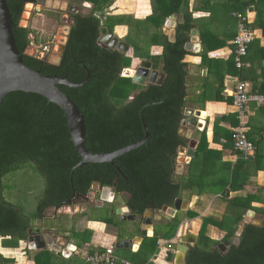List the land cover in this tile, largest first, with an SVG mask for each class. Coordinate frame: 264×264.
Returning <instances> with one entry per match:
<instances>
[{"label":"trees","instance_id":"obj_1","mask_svg":"<svg viewBox=\"0 0 264 264\" xmlns=\"http://www.w3.org/2000/svg\"><path fill=\"white\" fill-rule=\"evenodd\" d=\"M37 1L7 0L14 22L12 30L16 45L24 63L42 74L66 76L78 83L89 74L87 82L81 87H61L84 115L86 148L90 152L106 153L141 140L144 136L141 110L149 138L139 148L114 158L121 172L108 163H87L74 170L70 181V171L80 158L71 141L63 111L38 94L22 91L8 93L0 104V238L3 239L0 246L16 248L18 243H25L28 231L35 227L34 221L42 219L45 223L48 221V230L56 231L53 235L65 237L78 250L92 236L90 229L81 231L78 228L79 219L104 223L105 230L112 226L117 241L132 240L140 236L141 222L121 220L119 215L116 216L114 209L119 206L115 203L119 193L128 194L123 202L132 214L142 215L148 209L172 207L177 198L190 200L192 196H200L208 190L219 193L218 197L224 200L223 214L220 218L213 214L201 217L196 241L188 244L184 264H264V221L260 225L244 223L239 243L231 245L224 259L221 254L212 252V245L219 240L208 233V227L215 226L226 231L223 239L231 241L247 212L256 210L253 203L260 202L258 195L245 190V186L255 180L258 171L264 170V160L258 156L254 144L253 155L244 159L234 149L235 131L220 129L219 137L225 138L222 147L232 149L238 158L234 163L225 161L218 166L217 160L221 159L222 151L209 148L205 129L198 130V144L188 163V171L185 174L175 173L177 150L189 143L188 138L179 133L185 119L183 110L187 102L195 104L203 98L195 96L190 85L186 86L188 63L183 60L191 52L185 45L190 40L191 31L198 28L190 9V0H151L152 13L144 19L131 14L106 13L113 0H79L90 10L88 13L69 11L70 30L58 64L26 54L34 30L19 26V21L26 3ZM257 1L260 0L240 2V6ZM173 14H177V19L174 40L170 41L163 27L166 19ZM116 25L128 28L121 37L129 45L127 51L98 44L100 28L106 27L113 32ZM200 40L205 48L194 55L201 57L200 66L204 67L211 61L208 51L217 47L211 48L203 30H200ZM152 46H160L161 52L151 53L149 49ZM130 49L131 54L128 53ZM132 58L139 59L138 63L143 59L150 61L153 69L164 73L162 83L140 86L133 83L131 77L121 76L122 70L131 65ZM231 61L235 66L233 55ZM214 134L218 135L217 130ZM215 156L220 158L215 159ZM25 164L33 165L45 180L32 218L2 196L3 176ZM94 184L100 190L106 186L113 188V201L84 203L85 209L71 219L67 216L44 218L45 209L68 205L67 200L74 197L73 191L87 195ZM111 210L112 214H109ZM198 215L199 212L192 208L179 210L173 217L154 223L153 234L142 237L136 251H132L131 247H114V252L130 264H153L158 241L170 240L183 221ZM171 247L174 249L176 245ZM118 250H128L129 257L117 254ZM78 253L65 258L48 249L37 250L32 264H80L83 258L75 256ZM166 258L172 261V254L168 253ZM0 264H14V260L0 252ZM114 264L121 263L117 261Z\"/></svg>","mask_w":264,"mask_h":264},{"label":"crops","instance_id":"obj_2","mask_svg":"<svg viewBox=\"0 0 264 264\" xmlns=\"http://www.w3.org/2000/svg\"><path fill=\"white\" fill-rule=\"evenodd\" d=\"M245 1L247 0H190V9L198 24L196 30L198 31L200 52L205 48V45L202 44L200 40V30L205 31L207 43L211 48L217 47V49L208 51V57L211 58V61H208V66L204 67L200 66L201 57L194 55L196 53L192 50H190L191 54L184 57L183 61L188 63L187 68L189 73L186 86L190 85V90L194 92L195 96H203L201 101L195 104L191 101L187 102L186 107L200 110L199 119L202 121V130L205 129L209 148L222 151V155L220 156L221 159L217 160L218 166H220L221 162L225 161L234 163L238 158L232 153V149L222 147L225 143V138L223 136L219 137L221 133L219 131L220 129L235 131L239 126V120L236 117V111L233 105V97L231 96L235 85L240 81L246 82L248 84V89L253 93H260L264 82V1L260 0L257 1V3L252 2L245 7L240 6V2ZM106 13L131 14L136 18L144 19L152 13L151 0H113L112 5L106 9ZM238 14L245 19L244 24L245 26L247 24L246 28L252 34V40L248 44L247 54L244 57V65L240 69L236 68L231 61L235 49L233 39L238 33ZM46 18L50 19L47 16ZM27 19H29V17ZM32 29L34 30L33 33H39L38 38H40L41 44L46 45L49 43H43L45 39L44 36L47 35L46 32H48V26L43 24L41 27H32ZM164 29L165 27H163V32L168 35L169 29H166V32ZM120 30L126 34L128 28L126 25H116L113 30L114 35L118 37L123 36L124 34L121 35ZM33 33L31 38L34 37ZM34 41H36L35 38ZM151 48L157 50L151 52ZM151 48L149 49L151 53L161 52L160 46H152ZM190 96L194 95L191 94ZM236 120L237 125H235ZM243 120L244 130L248 140L254 144L258 156L262 157L264 160V107H257L254 103H250L246 107ZM185 126L186 129L188 128V134H186L188 136L187 138H190V162L198 144V130L200 131V129L188 124ZM215 130H217L218 135L214 134ZM187 157L188 156H184L183 160ZM220 157L215 156V159ZM198 171L199 170H197V172ZM256 188H263L262 191L264 190V170L258 171L255 180L245 186V189H248L249 192L252 193ZM218 196H220L219 193L205 190L200 196L194 195L190 200L182 198L183 202L186 201V206H182V210L188 209L186 208L187 205H190L192 208V205L197 203L198 198L202 199L207 197L211 199L207 200L208 202L204 204L202 211L199 210V215L197 217L186 219L180 224L179 233L183 228L187 229V226L190 224L193 228V230L190 231H194V233L191 232V234L197 237V232L201 224L202 212L209 213L208 211L213 209V202L218 199ZM125 197H128V195H125ZM253 205L264 206V201H261V203L254 202ZM194 210L198 212V210ZM82 211L83 209H81L80 212ZM148 211L151 212L150 210L146 212ZM146 212L144 216L148 218L149 215L146 214ZM152 220L154 221V217H152ZM94 223H96V225H94ZM77 225L81 231L86 228L90 229L92 231V236L89 242L80 247V252L75 256L82 259L91 250L93 253L96 251L100 252V249L103 250L110 246H113L114 249L117 239L113 234L106 232L104 223L79 219ZM213 228L220 231L217 227H212L211 229ZM209 230L208 227V231ZM152 234L153 230L149 236ZM58 237H56V239L61 241L62 237ZM181 241H183V238ZM139 242H141L140 238L137 237L134 241V247L131 246L132 251L138 249ZM67 243L70 242L67 241ZM73 245L77 248L75 244ZM157 262L169 264L163 261L161 257L157 259ZM17 264L20 263L18 262Z\"/></svg>","mask_w":264,"mask_h":264},{"label":"water","instance_id":"obj_3","mask_svg":"<svg viewBox=\"0 0 264 264\" xmlns=\"http://www.w3.org/2000/svg\"><path fill=\"white\" fill-rule=\"evenodd\" d=\"M40 3H43L44 0H38ZM177 15L173 14L168 17L164 23V31L169 29L168 38L170 41L174 40V28L176 25ZM14 22L12 20V15L7 4V0H0V104L3 102L4 97L14 91H22L26 93H34L43 96L49 102L56 104L64 113L67 126L69 129L71 141L75 147L76 152L79 155V162L73 166L70 171V181H72V175L75 169L82 167L87 163H108L113 165L119 172L120 168L115 164L114 158L122 155L132 149L139 148L146 140L149 138V130L146 123L142 117V110L140 111L142 126L144 130V136L141 140L134 144L123 146L117 150L106 153H94L90 152L85 146V118L78 106L74 101L66 95L61 87L76 88L83 86L88 78L82 82H72L66 76L58 75H45L42 74L39 70H34L28 67L24 61L22 54L20 53L17 45L16 39L13 34ZM101 36L98 40L100 46H105L110 49L117 48L121 51H127L129 45L122 41L120 38L107 30L106 27L100 28ZM185 48L187 50H192L195 53L200 52V43L198 38V31L193 29L190 33V40L186 43ZM139 63L135 74L132 76V82L145 86L148 84L160 85L164 79V73L160 70L153 69L152 63L146 59H143ZM81 63V62H80ZM187 111V112H186ZM185 112L187 115V124L202 130L199 116L200 110H194L191 107H186ZM181 150L188 151L189 156L185 159V162H189L190 159V149L186 147H179ZM179 157L177 158V160ZM182 161L184 162L183 158ZM126 178V177H125ZM127 180V178H126ZM262 189V188H260ZM74 197L70 200H67V204L77 203H88V195H83L78 192L73 191ZM115 196L114 189L111 187H102L100 192V199L103 202H112ZM182 198H177L174 201L172 207L163 206L161 211L166 213V217H173L177 211L182 210ZM113 210H111L112 212ZM116 215H119L121 220L142 221L140 236V241L142 237L149 236V231L153 230L152 217H145L142 215H135L130 212L126 205L117 206L114 209ZM250 211L247 213L249 214ZM247 214V215H248ZM249 216V215H248ZM245 221L248 222L245 218ZM137 237H134L132 240L116 241L115 248H130L134 247V241ZM196 237L188 240L187 243H195ZM56 242V243H55ZM67 243L65 238L60 240H55L52 235H43L41 230L38 228L30 229L29 235L27 237V248L29 250H42L47 247L54 248L57 251H61V245ZM140 243V242H139ZM184 244V245H183ZM177 245V251L175 255L174 264H183L185 259V254L187 251V246L185 243ZM68 247L74 249L73 244H68ZM182 247V248H180ZM66 252V249L63 250V253ZM179 252V257H178ZM177 257V258H176Z\"/></svg>","mask_w":264,"mask_h":264},{"label":"rangeland","instance_id":"obj_4","mask_svg":"<svg viewBox=\"0 0 264 264\" xmlns=\"http://www.w3.org/2000/svg\"><path fill=\"white\" fill-rule=\"evenodd\" d=\"M33 6L28 10V16L29 19H24L23 18V13L26 11V7L24 6V10L21 15V19L19 21V26L22 27H41L43 24L48 26V32L47 35H45V39L43 40V43L49 42L46 45L41 44L42 42L40 41L39 33H33L34 37L31 38V42L33 44H30L29 47L26 49V54L30 56H38V58L42 59L45 58L47 62L53 63V64H58L60 61L61 54L64 50V46L67 42V37L68 33L70 30V24H71V19L68 15L69 11H81L82 13H88L90 8L89 6L83 5L79 0H44L43 3H40L37 1V3L29 2ZM42 14V15H41ZM46 16L50 19H47ZM29 20V21H28ZM23 21L26 22V24H23ZM124 34L123 31L120 30ZM114 34V33H113ZM169 34V33H168ZM125 35V34H124ZM120 36V37H124ZM34 38L36 41H34ZM122 39V38H120ZM151 48V47H150ZM157 49H152L151 52L155 51ZM128 53H132V50L130 49ZM139 62L138 59H133L132 58V63L129 67L133 70V74H135V70L137 68V63ZM122 70L121 76L124 77H131L133 76H125L123 75L124 73L128 74L126 72V69ZM179 133L182 136H185L186 138L188 137L186 134H188V128L186 129L185 125H181L179 128ZM188 146H186V149H190V138H188ZM188 151L181 150L178 148L177 150V160L176 158V163H175V173L180 174L183 173L185 174L188 171V164H186L185 160L184 162L182 161V158L184 156H189L187 153ZM2 196L4 197L5 200L8 202L14 204L17 207H20L25 215H27L29 218H32L35 214L37 204L40 200V196L42 195L44 186H45V180L44 177L42 176L41 173H39L33 165L31 164H25L18 168L17 170H13L6 175L3 176L2 178ZM263 189V188H262ZM256 188L253 193L257 194L259 197V201H264V190ZM246 191H249L248 189H245ZM100 188L98 185L94 184L91 186L90 191L88 192V197H89V202L92 203H101L102 200L100 199ZM125 196H119L118 200L115 202L116 204H121L123 203ZM211 198H202L200 199V202L195 203L192 205L193 210L196 209L201 210L204 207V204L208 202L207 200H210ZM257 203V202H256ZM259 203V202H258ZM224 200L221 197H218L217 200L213 202V209L211 211H208L209 213L202 212V217L207 215V214H213L214 216L220 218L222 216V210L224 207ZM86 204L84 203H75V204H68L64 205L60 208L56 207H49L45 209L44 211V218H57V217H62L71 219L75 218L77 214L81 211V209H85ZM256 210L255 211H250L249 216L246 214L244 216L243 222L240 223L239 228L235 232V234H238V237L240 235L241 229L243 227V224L246 223V220L248 221L247 223H253L260 225L264 221V206H257L254 205ZM186 208H191L190 205H187ZM186 210V209H183ZM200 211V212H201ZM99 213V212H98ZM90 214H96V212H90ZM109 214H112L110 211ZM146 214L152 217H154L153 223H156L157 221L166 218L165 215L166 213L159 210H154L152 212H146ZM118 216V215H116ZM48 222V221H47ZM45 223V221L42 219L41 221H34V228H38L41 230V233L43 235H51L52 233L55 234V230H48V223ZM212 226H209L208 233L212 238L216 240H221L224 235L226 234V231L221 230L218 231L216 229H211ZM31 228V229H34ZM193 228L190 226V224L187 226V229L183 228L180 233H179V228L177 229L175 235L173 238H171L168 242L170 245L176 244V248L174 250L170 246V249L168 253L172 254V261H168L167 258L164 259V253L160 252L158 256H156L155 260H153V264H161L157 262V259L161 257L163 261H166L169 264H174L175 263V255L177 251V245L185 243L187 246L188 244L192 243H187L184 241H181L184 236H186L189 233H194ZM30 231V230H29ZM28 231V232H29ZM186 231V232H185ZM223 231V232H221ZM106 232L115 234V229L112 226H109L106 228ZM186 233V235H185ZM116 237V236H115ZM61 238V237H58ZM66 239V238H65ZM181 239V240H180ZM3 239L0 238V241ZM57 240V239H56ZM59 240V239H58ZM67 240V239H66ZM55 241V239H54ZM184 245V244H183ZM27 247V240L25 243H18V246L16 248H4L3 246H0V252L4 255V257H9L14 260V264H16V260L20 264H32V257L34 253L37 250H26ZM80 252V250H78ZM175 251V252H174ZM117 254H120L125 257H129V251L128 250H118L116 251Z\"/></svg>","mask_w":264,"mask_h":264},{"label":"built area","instance_id":"obj_5","mask_svg":"<svg viewBox=\"0 0 264 264\" xmlns=\"http://www.w3.org/2000/svg\"><path fill=\"white\" fill-rule=\"evenodd\" d=\"M238 33L233 39V44L235 45V49L233 51V61L236 68H242L244 65V57L247 54L248 44L252 40V34L248 31L244 24V18L238 14ZM32 44V42H30ZM30 46V45H29ZM28 46V47H29ZM33 46V44H32ZM36 56V55H35ZM38 57V56H37ZM124 75V74H123ZM231 96L233 97V105L236 111V117L239 120V126L235 130L234 134V149L240 152L244 159L249 158L254 153V147L252 142H250L246 136L244 130V116L246 107L250 103H254L257 107H264V82L262 84V91L260 93H253L250 89H248V84L246 82H238L233 89ZM187 112V111H186ZM185 108L183 110V114L185 116L183 125H187L186 122V115ZM53 235V234H52ZM54 239L56 240V236L53 235ZM58 240V239H57ZM169 240H159L158 241V254L161 252L164 253V257L166 258L168 255V251L170 249ZM56 243V242H55ZM70 243H66L65 245H61L60 252L55 250L56 245L53 248L47 247L49 251L54 253H58L63 257L67 258L71 256L74 252H77L78 249L75 247L74 249L68 247L67 245ZM66 249V252L63 253V250ZM154 258V259H155ZM153 259V260H154ZM16 264L18 260H16ZM120 262L121 264H130L128 261H125L114 253L113 246L106 247L104 251L101 252H94L92 254H86L83 258V261L80 264H114L115 262Z\"/></svg>","mask_w":264,"mask_h":264},{"label":"flooded vegetation","instance_id":"obj_6","mask_svg":"<svg viewBox=\"0 0 264 264\" xmlns=\"http://www.w3.org/2000/svg\"><path fill=\"white\" fill-rule=\"evenodd\" d=\"M27 4V3H26ZM62 55V54H61ZM60 62V61H59ZM53 64V63H52ZM125 195H128L127 193L125 192H121L119 193V196H125ZM115 198V196H114ZM126 198V197H125ZM93 204V203H92ZM122 205H125L124 202L122 204H120L119 206H122ZM162 209V208H161ZM149 210V209H148ZM156 210V209H155ZM147 211V210H146ZM145 211V212H146ZM151 212L154 211V210H150ZM144 212V213H145ZM142 214V216H144L145 214ZM140 222L142 223L141 219H140ZM34 228V227H33ZM53 236V235H52ZM62 238H65L63 236H61ZM240 241L239 237H238V234L235 235V237H233L231 239V241L229 240H225V239H221L219 240L218 243H215L212 245V252H215L216 255L217 254H221L222 255V259H224V257L228 254L230 248H231V245L232 244H238ZM193 244V243H192ZM187 249H188V245H187ZM186 256V255H185ZM185 260V259H184ZM184 264V262H183Z\"/></svg>","mask_w":264,"mask_h":264},{"label":"bare ground","instance_id":"obj_7","mask_svg":"<svg viewBox=\"0 0 264 264\" xmlns=\"http://www.w3.org/2000/svg\"><path fill=\"white\" fill-rule=\"evenodd\" d=\"M33 5L31 4V3H27L26 5H25V7H26V11L23 13V18L24 19H26L27 18V16H28V10L32 7ZM23 24H26V22H24L23 21ZM140 63H142V62H140ZM126 72H128V74H126V73H124V75H127V76H130V75H132L134 72H133V70H130V69H126ZM183 207H185L186 206V201H184L183 202V205H182ZM149 234H151V231H149ZM194 234H191V233H189V234H187L186 236H184L183 237V241L184 242H186V241H188V240H191L192 238H194ZM180 248H182V247H180ZM179 252H178V257H179ZM177 258V257H176Z\"/></svg>","mask_w":264,"mask_h":264}]
</instances>
